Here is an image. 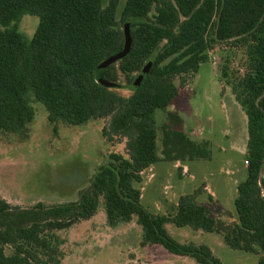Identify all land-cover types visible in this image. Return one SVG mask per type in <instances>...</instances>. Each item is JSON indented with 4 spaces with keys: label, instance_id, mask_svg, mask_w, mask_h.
Returning a JSON list of instances; mask_svg holds the SVG:
<instances>
[{
    "label": "trees",
    "instance_id": "trees-1",
    "mask_svg": "<svg viewBox=\"0 0 264 264\" xmlns=\"http://www.w3.org/2000/svg\"><path fill=\"white\" fill-rule=\"evenodd\" d=\"M119 3L0 0V133L24 136L34 100L51 124L104 120L102 137L125 140L126 155L110 154L75 201L22 208L0 199V264H60L57 233L91 219L101 201L110 226L136 219L143 247L160 246L196 264H222L207 246L173 239L170 224L218 234L231 250L261 253L257 264H264V0H125L120 12ZM24 15L38 18L31 39L17 27ZM125 29L128 54L97 76V67L123 49ZM227 43L244 49L246 57L245 73L226 81L246 116V178L236 188L237 223L214 218L197 202L200 189L180 196L173 213L153 215L141 206L136 185L160 161L155 112L177 97L175 78L196 74L207 51ZM146 66L147 75L136 84ZM119 76L132 89L127 98L110 89ZM226 77L223 72L220 78ZM167 117L162 160H209V145L189 140L178 115Z\"/></svg>",
    "mask_w": 264,
    "mask_h": 264
},
{
    "label": "rangeland",
    "instance_id": "rangeland-1",
    "mask_svg": "<svg viewBox=\"0 0 264 264\" xmlns=\"http://www.w3.org/2000/svg\"><path fill=\"white\" fill-rule=\"evenodd\" d=\"M124 1L120 0L119 12ZM37 25V17L24 15L17 27L31 39ZM244 53V49L230 43L214 46L207 51V61L196 74L173 80L177 97L165 110L155 112L160 161L146 169L142 182L136 185L141 191L140 204L149 213H173L180 196L200 189L198 203L209 207L214 218L228 225L237 223L236 188L246 178V116L227 82L234 83L245 73ZM223 72L227 75L225 80L220 78ZM110 89L126 98L132 94L123 76ZM31 105L34 118L24 136L0 133V199L10 205L26 208L37 202L54 205L75 201L98 168L108 162L110 154L126 157L125 140L115 138L109 142L102 137L104 120H91L81 126L51 124L42 104L33 100ZM168 113L180 117L179 128L189 140L209 145V160H162ZM260 175L264 181V164ZM206 185L215 201L208 199ZM179 230L184 232V242L207 246L222 264H257L262 257L261 253L231 250L218 234L170 227L173 234ZM57 235L62 242L60 264H196L193 259L171 255L160 246H141V228L135 218L110 226L102 201L91 219Z\"/></svg>",
    "mask_w": 264,
    "mask_h": 264
},
{
    "label": "water",
    "instance_id": "water-1",
    "mask_svg": "<svg viewBox=\"0 0 264 264\" xmlns=\"http://www.w3.org/2000/svg\"><path fill=\"white\" fill-rule=\"evenodd\" d=\"M124 35H125V42H124L123 49L120 52L114 54L113 56H111L108 59H106L105 61H103L97 67V69H96L97 76H99L100 73L106 67H108L109 65H112V64L116 63L117 61L123 59L128 54L129 49H130V44H131V40H130L128 29H125ZM147 72H148V66H146V67H144L142 69V71L140 72L139 76L137 77L135 83L139 84L141 82V80L147 75ZM103 85L110 87V84H107V83H104Z\"/></svg>",
    "mask_w": 264,
    "mask_h": 264
},
{
    "label": "crops",
    "instance_id": "crops-1",
    "mask_svg": "<svg viewBox=\"0 0 264 264\" xmlns=\"http://www.w3.org/2000/svg\"><path fill=\"white\" fill-rule=\"evenodd\" d=\"M148 169H150V168H148ZM184 169H186L187 170V168L186 167H184ZM144 172V171H143ZM143 174V173H142ZM142 174H141V177H142ZM187 174H189V173H187ZM205 190L207 191V194H208V196H210L211 197V200L213 199L214 200V196L212 195V193H211V191H210V189L207 187V185L205 186ZM215 201V200H214ZM197 202H198V200H197ZM177 204V203H176ZM199 204H200V202H199ZM203 205V204H202ZM204 206H206V205H204ZM207 207V206H206ZM209 208V207H208ZM170 227H171V225L170 224H167L166 225V230H167V232H169L174 238H176L177 240H178V242H180V243H182V244H185V243H191L189 240H187V242H184V240H182V236L184 235V232L182 231V230H179V231H177L175 234H173L172 232H170ZM177 230V229H176ZM189 232H191V233H199L200 231H193V230H190ZM183 233V234H182ZM175 235V236H174ZM222 238V237H221ZM195 245H198V244H195ZM213 253V252H212Z\"/></svg>",
    "mask_w": 264,
    "mask_h": 264
}]
</instances>
